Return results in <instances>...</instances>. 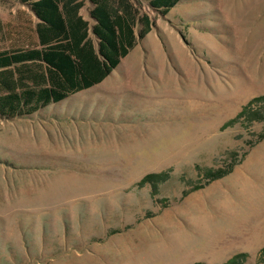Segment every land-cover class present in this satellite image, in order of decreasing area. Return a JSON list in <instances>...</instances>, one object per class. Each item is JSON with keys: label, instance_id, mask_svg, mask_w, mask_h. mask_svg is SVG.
<instances>
[{"label": "rangeland", "instance_id": "374dc122", "mask_svg": "<svg viewBox=\"0 0 264 264\" xmlns=\"http://www.w3.org/2000/svg\"><path fill=\"white\" fill-rule=\"evenodd\" d=\"M126 1L135 45L101 82L0 114V264H263L264 118L229 121L264 95V0ZM38 23L0 0V51Z\"/></svg>", "mask_w": 264, "mask_h": 264}, {"label": "trees", "instance_id": "16d2710c", "mask_svg": "<svg viewBox=\"0 0 264 264\" xmlns=\"http://www.w3.org/2000/svg\"><path fill=\"white\" fill-rule=\"evenodd\" d=\"M40 20L36 32L38 48H19L0 51V114L13 116L36 111L50 103L59 102L69 95L90 88L101 82L135 45V18L126 0H90L95 4L90 16L96 21L92 32L98 38L96 52L87 39L88 23L78 11L79 0H22ZM151 6L166 13L179 0H149ZM144 29L140 38L149 31V20L142 18ZM34 63L44 66V72L20 70L15 76L9 68ZM32 86L28 87L25 80ZM264 105V95L245 105L238 115L229 121H261L262 110L252 104ZM164 173L145 175L139 184L152 182ZM222 173H208L213 178ZM264 264V248L260 251ZM245 254H238L225 264L240 263Z\"/></svg>", "mask_w": 264, "mask_h": 264}, {"label": "crops", "instance_id": "0c3cea01", "mask_svg": "<svg viewBox=\"0 0 264 264\" xmlns=\"http://www.w3.org/2000/svg\"><path fill=\"white\" fill-rule=\"evenodd\" d=\"M79 1H81L82 3H83V1L82 0H79ZM24 2V1H23ZM89 2H90V4H91V8H90V11H91V9H93L94 7H95V4L94 3H92L90 0H89ZM24 3H27V2H24ZM29 5V4H28ZM80 10V9H79ZM34 13V12H33ZM78 15L79 16H81L80 14H79V11H78ZM36 16V15H35ZM37 17V16H36ZM82 17V16H81ZM92 18V17H91ZM83 19V18H82ZM94 20V19H93ZM86 21V20H85ZM39 23H40V20H39ZM38 23V24H39ZM88 23V22H87ZM96 23V21L94 20V24ZM37 24V25H38ZM93 24V25H94ZM93 27V26H92ZM37 28V27H36ZM93 33V32H92ZM36 34H37V32H36ZM94 34V33H93ZM96 37V36H95ZM37 38H38V36H37ZM97 38V37H96ZM87 39L91 42V44H92V46H93V48L95 49V51L97 52L98 51V47H99V41H98V46H97V48L94 46V44H93V41H91V39L88 37V30H87ZM97 40H98V38H97ZM28 64H32V63H28ZM32 71H35V70H32ZM41 71H43L44 72V66L42 67L41 66ZM41 71H39V72H41ZM26 85L28 86V87H31L32 86V83H31V81H29L28 83H26ZM92 87V86H91Z\"/></svg>", "mask_w": 264, "mask_h": 264}]
</instances>
